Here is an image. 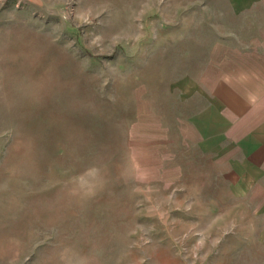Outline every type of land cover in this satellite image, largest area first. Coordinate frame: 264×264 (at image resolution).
<instances>
[{"label": "rangeland", "instance_id": "obj_1", "mask_svg": "<svg viewBox=\"0 0 264 264\" xmlns=\"http://www.w3.org/2000/svg\"><path fill=\"white\" fill-rule=\"evenodd\" d=\"M216 3L0 0V264H264L221 176L137 165L136 122L229 37Z\"/></svg>", "mask_w": 264, "mask_h": 264}, {"label": "crops", "instance_id": "obj_2", "mask_svg": "<svg viewBox=\"0 0 264 264\" xmlns=\"http://www.w3.org/2000/svg\"><path fill=\"white\" fill-rule=\"evenodd\" d=\"M216 2L231 17L229 37L171 81L136 122L150 136L143 137L147 162L137 165L151 182L172 187L218 174L260 217L264 248V0Z\"/></svg>", "mask_w": 264, "mask_h": 264}]
</instances>
